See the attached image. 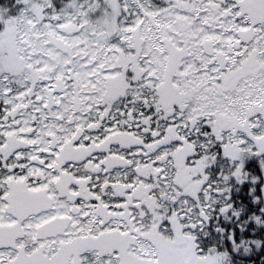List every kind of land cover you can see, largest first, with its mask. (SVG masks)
I'll list each match as a JSON object with an SVG mask.
<instances>
[{
    "label": "snow or ice",
    "instance_id": "1",
    "mask_svg": "<svg viewBox=\"0 0 264 264\" xmlns=\"http://www.w3.org/2000/svg\"><path fill=\"white\" fill-rule=\"evenodd\" d=\"M0 264H264V0H0Z\"/></svg>",
    "mask_w": 264,
    "mask_h": 264
}]
</instances>
